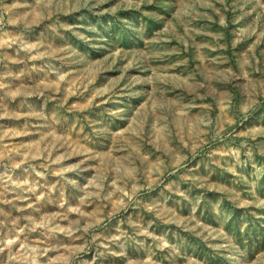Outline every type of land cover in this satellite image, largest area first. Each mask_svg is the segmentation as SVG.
<instances>
[{
    "label": "rangeland",
    "instance_id": "obj_1",
    "mask_svg": "<svg viewBox=\"0 0 264 264\" xmlns=\"http://www.w3.org/2000/svg\"><path fill=\"white\" fill-rule=\"evenodd\" d=\"M0 264H264V0H0Z\"/></svg>",
    "mask_w": 264,
    "mask_h": 264
}]
</instances>
